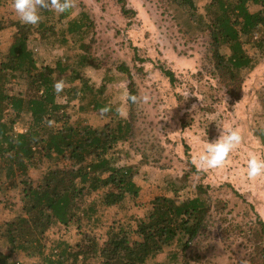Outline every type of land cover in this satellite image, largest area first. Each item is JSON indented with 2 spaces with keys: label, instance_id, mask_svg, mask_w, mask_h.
<instances>
[{
  "label": "trees",
  "instance_id": "obj_1",
  "mask_svg": "<svg viewBox=\"0 0 264 264\" xmlns=\"http://www.w3.org/2000/svg\"><path fill=\"white\" fill-rule=\"evenodd\" d=\"M169 1L185 8L188 23L206 35L213 76L226 95L239 99L245 76L255 71L264 57V0H209L202 13L194 0ZM9 2L12 0H0V8ZM117 2L123 16L135 15L126 0ZM252 7L258 10L253 12ZM71 12L69 8L57 16L58 26L50 22L55 20L52 10L40 11L36 25L0 19V32L10 26L15 30L0 60V190L2 185L13 190L22 186L20 216L0 225V238L8 252L0 251V264H21L11 260L18 253L36 256L34 264H77L79 260L83 264H149L173 245L187 251L213 215L218 217L225 245L240 233L251 246L249 264H264V222L259 215L256 213L251 231L245 234L243 228L229 222L225 203H213L208 186H199L196 197L180 200L178 195L186 182L180 178L167 181L171 194L154 197L143 218L124 216L122 222L106 226L104 238L98 236L97 229L105 223L100 210L124 209L129 200L139 198L135 170L128 162L122 164L128 154L118 149L132 137V123L116 114L109 116L102 128H93L80 118L86 109L89 111L82 104L75 111L78 120L71 122L69 108L78 94H96L99 89L84 80L88 46L73 57L67 53L84 41L88 26L82 14L68 18ZM253 42L257 52L250 55L245 46ZM51 46L63 50L64 64L62 58L39 50ZM121 69L130 77L127 67ZM161 71L175 83L173 72ZM66 73L67 83L79 81L80 88L68 86L60 94L54 93L53 83ZM128 95L137 97L133 82ZM126 104L127 112L132 111L135 103L126 100ZM18 124L23 125L20 132L15 130ZM258 138L264 144V128ZM42 168L45 171L35 182L29 174ZM188 177L189 173L185 174V179ZM92 195L97 196L88 200ZM70 223L80 231V242L74 247L58 242V251L52 248L46 254L47 232ZM174 264L191 263L184 256Z\"/></svg>",
  "mask_w": 264,
  "mask_h": 264
},
{
  "label": "rangeland",
  "instance_id": "obj_2",
  "mask_svg": "<svg viewBox=\"0 0 264 264\" xmlns=\"http://www.w3.org/2000/svg\"><path fill=\"white\" fill-rule=\"evenodd\" d=\"M194 1L198 12L202 13L209 0ZM126 4L128 9L136 12L133 17L123 16L117 0H72V12L68 17L82 14L88 19L84 20L88 25L84 41L73 45L67 53L73 57L88 46V51H84L89 57L83 71L84 80L89 86L99 88L96 94H78V99L69 108L71 122L78 120L75 111L82 104L89 111L86 109L80 118L100 129L109 122V116L117 114L115 109L123 101L126 116L119 117L132 123V137L118 149L128 154L122 164L128 162L135 170L139 198L129 200L124 209L100 210L105 223L97 229L98 236L104 238L106 226L122 222L124 216L143 218L154 197L171 194L166 189L167 181L177 178L186 181L178 195L180 200L194 198L199 194V186H208L213 203H225L229 222L243 228L246 234L251 231L256 213L264 222V174L254 179L246 176L248 156L264 157V144L258 138L259 131L264 128V57L256 70L245 76L240 98L234 101L213 76V67L206 54V35L188 23L185 8L169 0H126ZM45 10L49 9H40ZM251 10L254 12L258 8ZM59 14L54 12L55 20L50 21L56 26ZM0 19L20 21L12 2L0 8ZM14 32L12 26L0 32V60L13 41ZM254 42L245 46L250 55L257 52ZM40 49L55 59L62 58L65 63L63 50L56 46ZM122 66L129 69L130 77L122 71ZM161 68L174 73V84ZM61 77L65 88H80L79 81L67 83L69 73L57 79ZM131 82L137 90V102L132 111L127 112L126 96ZM97 104L102 107L96 109ZM218 126L238 128L241 143L219 167H198L193 157L204 150L207 141L218 138L222 130ZM15 130L22 131L23 125L18 124ZM44 171V168L31 171L29 176L38 182ZM187 173L189 177L185 179ZM21 188L13 190L1 186L0 225L20 216ZM96 196L92 195L88 200ZM208 220L207 227L187 251L173 245L149 264H174L184 256L191 264H249L251 246L248 239L238 233L225 245L218 217L213 215ZM81 224L87 229L86 221ZM80 238L81 233L74 223L53 227L46 234L45 253L52 248L57 252L58 242L74 247ZM6 247V242L0 238V251L4 254L8 253ZM11 260L34 264L37 257L18 253ZM79 261L77 264H83Z\"/></svg>",
  "mask_w": 264,
  "mask_h": 264
},
{
  "label": "clouds",
  "instance_id": "obj_3",
  "mask_svg": "<svg viewBox=\"0 0 264 264\" xmlns=\"http://www.w3.org/2000/svg\"><path fill=\"white\" fill-rule=\"evenodd\" d=\"M12 7L23 24L36 25L41 19L40 9H49L55 13H64L72 7V0H12ZM53 91L60 94L65 87L64 78L53 83ZM131 103L137 102L134 95L126 96ZM194 106V105H193ZM103 111V109H102ZM120 117L126 116L124 102L122 101L115 109ZM222 129L217 139L207 141L204 150L193 157V162L201 168L213 169L219 167L228 155L241 143V133L238 128L218 126ZM264 174V157L250 154L246 162V176L249 179Z\"/></svg>",
  "mask_w": 264,
  "mask_h": 264
}]
</instances>
